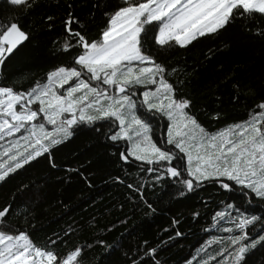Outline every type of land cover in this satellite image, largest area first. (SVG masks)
<instances>
[{"label": "snow or ice", "instance_id": "snow-or-ice-1", "mask_svg": "<svg viewBox=\"0 0 264 264\" xmlns=\"http://www.w3.org/2000/svg\"><path fill=\"white\" fill-rule=\"evenodd\" d=\"M34 2L6 0L23 10L31 9ZM96 7L106 18L99 39L89 41L82 34L83 26L73 29L80 22L71 12L64 21L67 35L61 51L81 50L71 57L74 66H59L27 91L0 86V186L41 157L56 167L54 151L81 124L103 120L116 129L108 139L128 145L120 153L124 163L139 162L140 171L159 173L157 182L166 173L182 186L181 196L210 182L225 192L238 190L245 197L251 193L264 202V101L255 105L259 111L250 112L246 121L210 132L190 114L191 100L176 97L175 86L166 78L167 69L149 48L161 53L186 49L203 38L219 37L234 21L264 23V0H105L103 9L98 0ZM28 39L17 20H0V69ZM148 85L155 87L137 91V86ZM157 114L168 120L166 139L160 146L150 135L151 120ZM127 187L155 211L144 197V184L128 183ZM12 213L11 205L0 209V264H83V253L92 245L77 246L69 254L36 246L27 232L11 226ZM226 218L234 227L223 231L234 234L209 241L197 249L198 256L204 255L186 264H248L251 256L264 250V216L246 214L228 203L213 220ZM60 239H50L49 244L54 246ZM213 243L223 246L209 253L207 248ZM156 255V248L144 253L154 264H161ZM141 260L133 257L132 264H141ZM255 264H264V255H256Z\"/></svg>", "mask_w": 264, "mask_h": 264}, {"label": "trees", "instance_id": "trees-1", "mask_svg": "<svg viewBox=\"0 0 264 264\" xmlns=\"http://www.w3.org/2000/svg\"><path fill=\"white\" fill-rule=\"evenodd\" d=\"M104 2L99 0L101 9ZM97 4L98 0H35L31 9L23 10L0 0V20H17L29 34L0 69V86L27 91L37 81L43 83L59 66H74L71 57L81 50L61 51L67 35L64 21L71 12L80 22L73 24V29L83 26L82 34L89 41L99 39L106 18ZM261 31L264 23L237 20L219 37L203 38L186 49L161 53L151 45L149 48L167 69L166 78L175 86L176 97L191 100L190 114L205 129L216 132L246 121L250 112L259 111L255 105L264 101ZM167 123V117L160 114L151 120L150 135L158 146L166 139ZM114 131L103 120L81 124L74 136L54 151L56 167H51L46 156L41 157L0 186V209L6 205L13 209L11 226L17 232H27L36 246L54 247L61 254L92 245L83 253V264H132L133 257L154 264V259L144 257L150 248L157 249L155 259L161 264H186L203 256V252L198 256L197 249L209 241L234 234L223 231L234 227L227 218L213 220L226 204L232 203L246 214L264 216V202L254 194L245 197L238 190L225 192L210 182L181 196L182 186L166 173L157 182L159 173L140 171L139 162L124 163L120 153L128 145L108 139ZM117 177L124 182H118ZM128 183L144 184V197L154 212ZM176 220L179 223L174 224ZM177 232L182 235L176 236ZM57 237L61 238L57 244L50 245L49 240ZM101 240L104 245L98 243ZM222 246L213 243L207 251L214 253ZM256 255H264V250ZM256 255L248 264H255Z\"/></svg>", "mask_w": 264, "mask_h": 264}, {"label": "rangeland", "instance_id": "rangeland-1", "mask_svg": "<svg viewBox=\"0 0 264 264\" xmlns=\"http://www.w3.org/2000/svg\"><path fill=\"white\" fill-rule=\"evenodd\" d=\"M137 87L140 89V91H144V90H148L149 88H152V87H155V86L148 85V86H137ZM92 113H94V112H92ZM48 128L51 129V126H48ZM4 143H7V141H5Z\"/></svg>", "mask_w": 264, "mask_h": 264}]
</instances>
